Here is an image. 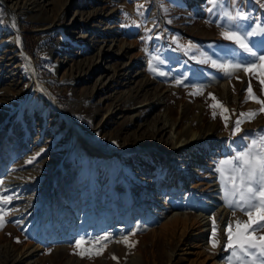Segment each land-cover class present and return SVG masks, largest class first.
Segmentation results:
<instances>
[{
	"label": "rangeland",
	"instance_id": "1",
	"mask_svg": "<svg viewBox=\"0 0 264 264\" xmlns=\"http://www.w3.org/2000/svg\"><path fill=\"white\" fill-rule=\"evenodd\" d=\"M235 4L249 24L264 22V0ZM207 7L206 0H0V193L14 197L0 228H14L0 241V264H190L183 252L169 255L190 235L173 219L192 223L202 213L215 217L220 243L205 248L227 264L223 228L234 218L220 185L207 198L205 183L210 173L218 181L216 162L230 154L239 113L259 105L244 103L249 75L229 79L173 43L191 42L214 59L246 58L233 57ZM155 54L164 76L150 70ZM251 83L256 88L255 77ZM196 87L202 94H191ZM209 93L229 109L228 129ZM242 129L236 146L240 135L264 129V114ZM192 131L219 140L198 145L195 154L208 163L189 176L195 154L166 152ZM215 203L230 213L222 222ZM105 233L102 254L91 244L82 247L92 254H77L75 240Z\"/></svg>",
	"mask_w": 264,
	"mask_h": 264
},
{
	"label": "snow or ice",
	"instance_id": "2",
	"mask_svg": "<svg viewBox=\"0 0 264 264\" xmlns=\"http://www.w3.org/2000/svg\"><path fill=\"white\" fill-rule=\"evenodd\" d=\"M208 7L206 11L210 17L215 16L217 28L220 29L219 35L224 41L231 42L234 48L230 47L233 57L243 54L244 59L225 58L223 60L214 59L208 53L199 50L191 42L180 44L177 38H173L178 48L188 52L196 51L198 55H193L192 59L199 63L210 64L214 69L224 73L231 79L237 73L243 71L249 75L250 80L245 89L246 95L244 103L253 101L260 105L258 110H249L240 112L233 122L230 130L229 151L230 154L216 162L215 171L217 173L222 200L225 207L231 211L232 220L227 222L223 228L226 241L223 249L229 252L227 264H264V129L254 133H244L240 135L241 143L236 146V138L243 132L242 124L251 122L259 114H264V99H260L253 90L251 78L255 77L260 85L261 93L264 94V39L259 41L253 38H264V23L249 24V15L235 4L228 0H206ZM143 5H137L138 14ZM127 15V14H126ZM135 23V22H133ZM139 27V25H137ZM151 32V29H146ZM159 38L158 36L156 37ZM151 40V35L146 38ZM145 51H149L147 48ZM153 60L163 63L159 54L152 55L149 59L150 70L164 76L163 71H159L153 66ZM239 79V77H236ZM183 80L177 79L175 84L181 85ZM234 91V89H233ZM193 95L202 94V89L196 87ZM209 97L214 101L209 105L212 109H221V118L224 121L225 129H228L230 119L229 109L223 105L214 94L209 93ZM216 118V112L212 113ZM39 155V153L37 154ZM35 157H33V160ZM32 163V161H28ZM3 181H0L2 184ZM7 191V190H5ZM12 195L0 193V228H3L7 221L5 217L9 214L7 206L12 202ZM237 212L241 213L247 219L237 217ZM218 226L215 217H212V237L211 246L213 249L220 246L217 236ZM135 233H131L134 235ZM111 239V234L105 233L102 236L95 237L92 240H86L80 237L75 240L74 247L79 249L77 252L82 258L85 255L93 253L92 248L82 247L83 245H101L95 250V255L102 254L103 248L107 245L105 241ZM123 242L129 245L128 236L123 237ZM129 246H134L129 245ZM113 259H117L113 256Z\"/></svg>",
	"mask_w": 264,
	"mask_h": 264
},
{
	"label": "bare ground",
	"instance_id": "3",
	"mask_svg": "<svg viewBox=\"0 0 264 264\" xmlns=\"http://www.w3.org/2000/svg\"><path fill=\"white\" fill-rule=\"evenodd\" d=\"M65 13H66V11H65ZM33 19H35V20L38 19V16L34 17ZM40 20H46V18H41ZM225 85H227V83H224V88H225ZM234 99H237V97L234 96ZM165 126L166 125L163 124V129H161V131L166 130ZM187 131L188 130H186L185 133H183V134H186ZM181 133H182V131H181ZM190 134H192V138L190 140H186L185 143L180 144V145L172 144L171 148L166 153L167 154L168 153L173 154V153H177L179 151L184 152V153L186 152V154H188L187 157L190 158V157H192V155H190V154H195V151H196V148L198 147V145H200L202 143H206V142H208V140H211V142L219 140V137L213 135L211 132H208L207 134H205V133L192 131ZM160 151L163 152L162 150H160ZM194 156H195V158H193V159L191 158V161L188 159L189 162L193 163L194 168L189 169V170L184 172V174L189 173V176L192 175V173H193V175H197V174L199 175L198 172L200 170V167L204 166L206 163H208V160H206L207 156L205 154H203V152L199 151V154H197V155L195 154ZM188 160L186 159V161H188ZM209 164H210L209 166H211L214 163L209 162ZM209 168H212V167H209ZM172 170L174 171L173 173L178 171V170H176V167L173 168ZM215 178H216V176H213L212 173H210L209 174V182L205 183V185L207 186V189L209 190L208 194H206L207 198H213L214 196H211V194H214L219 190L216 187L214 189V186L219 185L218 181H217V183H214L215 181L213 179H215ZM176 180L177 179H175L174 182L172 181V184L177 185ZM167 181H169V180H167ZM189 184H187V185H189ZM212 207L217 209L216 210V212H217L216 217H218L220 222L225 220L230 214L229 211H227L225 208H223L219 203L213 204ZM174 217L175 218L173 220H176L175 225L182 222V227H183L182 231L189 233L190 234L189 238H191V239L188 238V240L181 243L176 250L172 251L169 254L171 259H173L174 256L178 255L179 254L178 252H183L182 254L187 255L191 258L190 264H225L222 260H219L218 257H220V256H218L216 254H212L211 251L207 252V249L205 248L206 245L212 247L211 241L213 240V237H212V219H209V216L202 213L201 216L194 219L192 223H191V220L188 219L189 217H181L180 215H175ZM13 229L14 228H12V227H7L6 229H4L2 231V233L0 234V241L3 240L5 238V235H7V233ZM121 257H122V255H121ZM137 261H138L137 259L133 258L131 260V262H128L127 264H131V263H134Z\"/></svg>",
	"mask_w": 264,
	"mask_h": 264
},
{
	"label": "crops",
	"instance_id": "4",
	"mask_svg": "<svg viewBox=\"0 0 264 264\" xmlns=\"http://www.w3.org/2000/svg\"><path fill=\"white\" fill-rule=\"evenodd\" d=\"M253 22L261 23L259 20H256V19H255ZM253 22H252V24H253ZM263 23H264V22H263ZM253 39L256 40V41H259V40L264 39V38L256 37V38H253ZM262 50H264V49H262ZM253 90H254V92L256 93V95H257L260 99H264V94L261 93L260 85H259V83H258L257 80H256V88L253 87ZM259 108H260V105H259ZM262 115H263V114H262Z\"/></svg>",
	"mask_w": 264,
	"mask_h": 264
}]
</instances>
